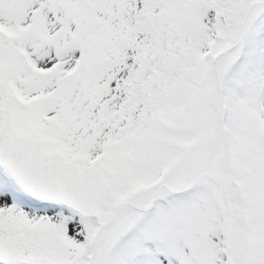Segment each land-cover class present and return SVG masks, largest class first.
Segmentation results:
<instances>
[{"label":"snow or ice","instance_id":"1","mask_svg":"<svg viewBox=\"0 0 264 264\" xmlns=\"http://www.w3.org/2000/svg\"><path fill=\"white\" fill-rule=\"evenodd\" d=\"M0 264H264V0H0Z\"/></svg>","mask_w":264,"mask_h":264}]
</instances>
